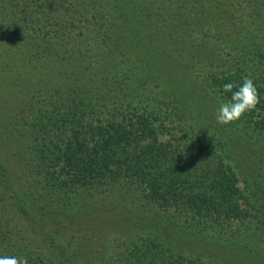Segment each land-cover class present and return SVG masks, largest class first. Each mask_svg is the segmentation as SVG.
Listing matches in <instances>:
<instances>
[{
    "label": "trees",
    "instance_id": "16d2710c",
    "mask_svg": "<svg viewBox=\"0 0 264 264\" xmlns=\"http://www.w3.org/2000/svg\"><path fill=\"white\" fill-rule=\"evenodd\" d=\"M221 4V0H0V27L7 29L9 37L15 41L23 40L22 43L25 44L24 50L13 55V61H22L18 63V69L28 64L27 68L32 70V73H25V78L18 77L24 75L23 71L21 74L18 71L14 72L16 79L13 83L23 85V93H27L25 98L19 99L24 106L19 112L24 113L26 105H31L26 102L31 91L36 96L37 89L40 96H44L47 88L40 87H47L46 82H49L48 85L55 79L69 82V87L57 94L53 101L49 100L44 104L43 100L37 104L39 107L29 108V112H33L34 115L27 114L29 116L24 125V127L28 125L36 133L34 141L36 143L39 141L35 147L34 144H30L29 147L31 151L34 148L38 151L36 158L39 162L37 166H32L31 175L36 174L32 189L40 196L43 195V198L38 197L31 201L40 202L37 208L45 203L51 208L50 212L41 213L42 216L37 208L30 211L36 213L35 215L24 214H28L26 217L32 221L37 220L38 223L35 224L37 229L34 228L38 232L36 234L48 245L50 243L62 245V241L49 239V231L42 224L44 219H50L52 225L64 219L70 222L78 221L84 227L87 209L78 203V196L73 192L77 193L78 189H89L88 185L95 186L99 183L116 185L121 178L138 177L135 179L138 182L133 184L134 187L140 188V183L142 186L145 182L149 195L165 198L178 194L182 196L181 192L183 189L187 190L189 184L192 185V190L198 178L211 175V178H214L213 184L218 185V189L214 191L220 194L221 202L228 204L230 209L239 207V200L234 197L242 199L244 197L247 202L249 198L257 200L263 198L264 46L260 47L255 36L247 35L240 42L244 44L250 40L256 44L261 58H256L253 54L239 58L243 66L239 63L230 66L226 62H221L220 66H225L221 70H216L217 67L213 65L202 67L204 71L207 70L208 79H211L212 85L216 88L215 92H218L216 100L221 103L230 100L232 95L224 92L225 84L236 85L237 87L233 89L236 91L242 86L243 78L250 77L260 94V103L255 110L246 113L241 120L225 125L222 133L215 137L204 134L206 132H203L200 124H203L207 116L198 111L195 116L193 115V126L196 127L195 133L191 135L192 139H195L192 145H197V149L185 151L179 148L178 151L184 154L178 157L176 156L178 151H175L172 167L170 163L167 167L164 154L161 157L157 155L153 142L138 145L139 139L134 145L137 152L132 156L134 159L131 160L129 156L122 157L120 164L123 162L125 166L119 165L115 169L111 167L115 158L121 155L131 142V132L132 136H135L137 125L146 121L144 123L146 126L150 118L127 111L125 103L121 101L122 94L126 91L120 94L119 91L115 92L114 88H117L115 87L117 85H114V81L117 80L119 87H122L130 80L131 87L136 86L137 89L148 88L147 82L154 81L156 86L162 84L163 79L165 80L162 69H165V66L164 55L160 49H165L167 44L173 43L180 51L183 40L185 43L189 37L196 42V49L180 51L176 58L179 63L188 61V58H191L189 54L197 53L195 62L203 65L207 60H211L213 55L223 52L224 49L215 46L214 40L222 38L226 33L232 35L231 31L235 33L234 35L240 36L246 35L247 32L243 19H236L238 13L232 9L226 13ZM178 19L192 22L206 20L207 23L198 31L178 25ZM262 26L264 28V23L258 25V32H261ZM116 32L120 36L125 34L136 43L134 45L124 43L122 44L124 48H118L113 45ZM189 32L192 35H189ZM102 33L103 38L100 37ZM185 33L188 35L185 36ZM210 39L213 41L207 43ZM121 50L122 56L116 57L115 52ZM199 55L204 60L197 57ZM104 56L110 61L111 70L100 74L102 67L96 59L97 57L102 59ZM38 60L46 64L39 66ZM51 65L54 70L50 68ZM36 68L49 71V75H45L44 78L35 77L33 73ZM61 69V73L65 74L58 72ZM51 73L55 74L54 78ZM165 83L163 84L166 87ZM102 86H111L113 91L108 93L107 97H100L98 94ZM133 90L137 92L136 89ZM49 92L50 90L48 95ZM138 94L140 93H136L137 96ZM157 98H163V95L157 93L155 102ZM219 107L220 105L217 109ZM20 117L22 122L26 119L25 115ZM3 120H0V124L5 122ZM3 126L7 128L6 123ZM207 138L212 141H208ZM240 182L244 183V192L238 188ZM205 184L201 187H205ZM126 185L122 183L118 191L120 192ZM12 186L13 179L9 177L7 169L0 165V256L26 257L28 264H43L42 260L37 259L39 253H29L11 243V238L7 234L11 228L3 227L9 225L7 210L13 208L8 199L15 200V195L19 194ZM249 191L252 195L245 197ZM207 192L206 189H201L195 193L197 196L179 197V204L184 202L185 206L200 213L210 203L206 198ZM16 203L12 202L14 205ZM229 214L233 220L239 221H243L249 215L246 211ZM10 221L12 222L11 218ZM255 227V231L258 232L259 225ZM53 231L59 234L56 230ZM88 236L90 235L87 233L83 235ZM255 236L263 240L264 231L255 233ZM70 238L69 242L73 244L75 234L71 233ZM135 244L132 250L121 249L120 253L110 258L109 264L175 262L168 254L162 261L157 250L142 247L144 242L138 241ZM60 248L63 253H67L64 246ZM115 249L117 251L118 246ZM195 262L189 259V264ZM87 264H90V261Z\"/></svg>",
    "mask_w": 264,
    "mask_h": 264
},
{
    "label": "rangeland",
    "instance_id": "374dc122",
    "mask_svg": "<svg viewBox=\"0 0 264 264\" xmlns=\"http://www.w3.org/2000/svg\"><path fill=\"white\" fill-rule=\"evenodd\" d=\"M221 1V6L226 13L231 12L232 9L233 12L238 13L237 20L243 19L247 34L234 35L235 33L231 31L232 35L226 33L222 38L219 37L214 40L215 46H219L224 51L213 55L211 60H207L208 64L207 62L203 64L204 66L197 64L195 62L197 53L189 54L188 56L191 58H188V61L184 60L180 63L177 61L176 58H178L180 51L188 52L196 49V42L189 37L185 43L183 40L180 51L173 43L167 44L165 49H160L164 55L165 69H162V74L165 78L163 83L168 81L165 83L166 87L163 83L156 86L153 81L146 83L148 88L137 89L136 86L131 87L130 80L126 81L124 86L119 87L117 80L114 81V85H117L115 86L117 88H114L115 92L119 91L120 94L122 91H126L122 94L123 100L121 99V101L125 103L127 111L131 114L150 117L146 126H144L146 121L137 125L134 132L135 136H132L131 132V142L126 146L123 153L119 154L112 162L111 167L114 169L119 165L125 166L123 162L120 164L122 157L129 156L131 160L134 159L132 156L134 152L137 153L134 148L137 139H139L138 145H148L153 142L156 145L154 149L157 155L161 157L164 154L167 167L169 163L172 167L171 162L174 160V153L179 148L185 151L197 149V145H192L195 139H192L191 135L195 133L196 127V125L193 126V115L195 116L198 111L207 116L203 124H200L203 132H206L204 134L215 137L222 133V128L225 125L219 124L216 119L217 108L221 101L216 100L218 92H215L216 88L212 85L211 79H208L207 70L204 71L202 67L213 65L217 67V69L214 68L215 71V69L221 70L225 67L220 66L221 62H226L230 66L232 64L235 66L238 63L243 66L239 58L251 54L255 55L256 58H261L257 52L256 44L250 40L244 44L240 41L247 35L249 37L255 36L259 40L260 47L264 46L263 26L261 32L257 31L258 25L264 23V2L263 0H245L240 4L239 2L242 0ZM206 23V20L192 22L187 19L181 21L178 19V25L191 30L200 31ZM186 35L188 34L185 33ZM189 35L192 33L189 32ZM103 36L104 33L100 35L101 38ZM238 36L240 37L236 38ZM115 37L113 45L118 48H124L122 45L124 43H131L132 45L136 43L125 34L120 36L116 32ZM158 37L161 38V35ZM212 41L210 39L207 43ZM22 42L24 41L20 39L15 41L9 37L7 29L0 27V51H2L0 53V120L4 119L3 121H5L0 124V130H4L0 131V165L7 169L9 177L13 179L12 187L19 193L15 195V200L8 199V203L13 206L11 210H7L10 226L3 225L4 228H11L7 232L11 238V243H15L18 249L27 250L29 253H39L37 259L42 260L43 264H87L88 261L90 264H109L112 256L120 253L121 249H134L135 246L133 245L137 244L138 241L144 242L142 247H152V251L157 250L162 261L167 254L172 256V261H175L174 264H189L190 258L196 261L195 264H264V236L263 240L259 236H255V233L264 231V196L258 200L249 198L248 202L244 197L243 199L234 197L237 201L239 200V207L238 209H230L228 204L221 202L220 194L214 191L218 189V185L213 184L214 178H211V175L206 178H198V182L195 181V188L192 190V185L187 184L188 189H183L182 196L178 194L175 197L168 196L165 198L149 195L145 182L142 186L140 183V188L134 187L133 184L138 182L135 180L138 177L134 179L121 178L116 185L113 183L88 185L89 189H78L77 193L73 192L74 195L78 196V203L87 209L85 212L87 220L83 222L84 227L78 221L70 222V220L64 219V221L52 225L50 219H44L42 224L49 231V239L55 238L56 241H62V245L56 243L48 245L45 240L41 239L34 229H37L35 226L38 223L37 220L32 221L26 217L28 214H24L35 215L36 213L30 211L36 209L40 202L35 203L31 200L38 197V199L43 198V195L40 196L35 189H32L33 178L36 177L35 173V175H31L32 166H37L39 162L36 158L38 151L35 148L31 151L29 147L30 144H34L33 147H35L39 141H37L38 143L34 141L36 133L28 125L25 127L24 125L29 116L27 114L34 115L33 112H29V108L39 107L37 104L43 100L44 104L49 100L53 101L57 94L69 87V82L68 80L65 82V80L55 79L51 81L50 85H48L49 82H46L47 87L37 86L47 88L46 93L41 97L37 89L36 96L31 91L26 100L31 105H26L24 113H20V109L24 106L19 99L25 98L27 93H23V85L13 83L16 79L14 72L18 71L21 74L23 71V76L17 75L22 78H25L26 72L32 73L31 68H27L28 64L22 65L18 69L17 65L22 61H13V55L25 49V44ZM121 53L122 50L115 52L116 57H121ZM21 55L22 53H20ZM197 57L203 59L201 55ZM96 60L102 67L100 74H104L105 71L110 72V61L105 56L102 59L97 57ZM44 64H46L44 61L38 60L39 66ZM50 68L54 70L52 65ZM35 70L33 74L37 78H44L45 75H49V71L45 69L36 68ZM58 72L61 73L62 69ZM51 74L54 78L55 74ZM116 78L121 81L118 77ZM133 89H136V93L139 92L140 94L137 96ZM112 91L113 87L102 86L98 95L107 97L108 93ZM157 93L163 95V98H157L155 102ZM20 115L26 116L23 122ZM5 123L7 128L3 126ZM207 139L212 141L210 138ZM183 154L178 151L176 156L180 157ZM184 174L185 172H183ZM122 183L127 185L119 192ZM198 183L200 188H198ZM204 184L205 187H201ZM238 188L244 192V183L240 182ZM201 189L208 191L206 198L210 202L203 211L199 213L193 208L185 206L184 202L179 204V197L197 196L195 193L200 192ZM247 195L250 197L252 194L249 191L246 192L245 197ZM12 202L17 203L14 205ZM37 210L42 216L41 213H48L51 208L45 203ZM243 211L249 213L243 221L233 220L229 214L242 213ZM257 225H259L258 232L255 231ZM53 229L60 235L55 233ZM71 233L76 236L72 240L73 244L69 242ZM84 233L90 236L83 237ZM92 235L96 237L94 238ZM62 246L67 253L62 252L63 250L60 248ZM116 246H118L117 251Z\"/></svg>",
    "mask_w": 264,
    "mask_h": 264
},
{
    "label": "clouds",
    "instance_id": "9594fccd",
    "mask_svg": "<svg viewBox=\"0 0 264 264\" xmlns=\"http://www.w3.org/2000/svg\"><path fill=\"white\" fill-rule=\"evenodd\" d=\"M236 85L229 83L223 86L224 92L232 93L230 100L221 103L216 113L217 122L228 125L239 121L246 113L255 110L260 103V94L254 81L246 76L242 86L233 91ZM0 264H28L26 257L0 256Z\"/></svg>",
    "mask_w": 264,
    "mask_h": 264
}]
</instances>
